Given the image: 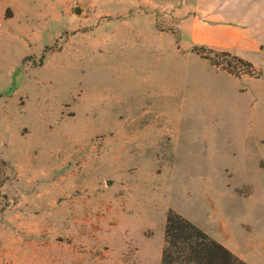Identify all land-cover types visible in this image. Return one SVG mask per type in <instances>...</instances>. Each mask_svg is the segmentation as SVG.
Wrapping results in <instances>:
<instances>
[{
    "label": "rangeland",
    "instance_id": "rangeland-1",
    "mask_svg": "<svg viewBox=\"0 0 264 264\" xmlns=\"http://www.w3.org/2000/svg\"><path fill=\"white\" fill-rule=\"evenodd\" d=\"M176 1L0 0V264H161L170 210L264 264V145L235 171L189 122L250 126L210 74L264 69L188 45Z\"/></svg>",
    "mask_w": 264,
    "mask_h": 264
},
{
    "label": "crops",
    "instance_id": "crops-1",
    "mask_svg": "<svg viewBox=\"0 0 264 264\" xmlns=\"http://www.w3.org/2000/svg\"><path fill=\"white\" fill-rule=\"evenodd\" d=\"M176 3V25L183 30L188 45L230 52L250 62L253 69H264V0H177ZM210 75L224 99L246 93L259 112L247 127L241 116L230 114L191 116L189 122L202 131L203 137L211 138L216 145L214 153L228 156L223 164L232 165L235 171L249 169L250 157L256 161L257 144L264 145V77L239 78L218 72ZM241 137L247 140L242 149L233 142ZM223 139L229 141L226 149L218 145ZM204 161V168L211 170H219L218 164L222 163L214 158Z\"/></svg>",
    "mask_w": 264,
    "mask_h": 264
},
{
    "label": "trees",
    "instance_id": "trees-1",
    "mask_svg": "<svg viewBox=\"0 0 264 264\" xmlns=\"http://www.w3.org/2000/svg\"><path fill=\"white\" fill-rule=\"evenodd\" d=\"M206 48L204 46H199ZM253 69L250 62L233 55ZM161 264H250L182 214L170 210L165 227Z\"/></svg>",
    "mask_w": 264,
    "mask_h": 264
},
{
    "label": "water",
    "instance_id": "water-1",
    "mask_svg": "<svg viewBox=\"0 0 264 264\" xmlns=\"http://www.w3.org/2000/svg\"><path fill=\"white\" fill-rule=\"evenodd\" d=\"M74 12L77 13V14H80L81 13V8L79 6H76L74 8Z\"/></svg>",
    "mask_w": 264,
    "mask_h": 264
}]
</instances>
